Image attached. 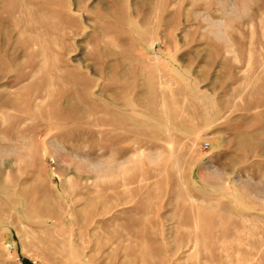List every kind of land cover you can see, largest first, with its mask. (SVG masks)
<instances>
[{
  "label": "rangeland",
  "instance_id": "374dc122",
  "mask_svg": "<svg viewBox=\"0 0 264 264\" xmlns=\"http://www.w3.org/2000/svg\"><path fill=\"white\" fill-rule=\"evenodd\" d=\"M25 261L264 264V0H0V264Z\"/></svg>",
  "mask_w": 264,
  "mask_h": 264
},
{
  "label": "crops",
  "instance_id": "0c3cea01",
  "mask_svg": "<svg viewBox=\"0 0 264 264\" xmlns=\"http://www.w3.org/2000/svg\"><path fill=\"white\" fill-rule=\"evenodd\" d=\"M15 30L19 31V27L16 26L14 27ZM226 136L224 134L221 135L220 134H217V135H214V136H210L209 137V141H206L205 143L207 144V146H212L213 149H217L220 148V147H224V145L226 144L227 140H226Z\"/></svg>",
  "mask_w": 264,
  "mask_h": 264
},
{
  "label": "built area",
  "instance_id": "2783aa9c",
  "mask_svg": "<svg viewBox=\"0 0 264 264\" xmlns=\"http://www.w3.org/2000/svg\"><path fill=\"white\" fill-rule=\"evenodd\" d=\"M3 246L6 248V249H11L12 248V245L10 243H3Z\"/></svg>",
  "mask_w": 264,
  "mask_h": 264
},
{
  "label": "trees",
  "instance_id": "16d2710c",
  "mask_svg": "<svg viewBox=\"0 0 264 264\" xmlns=\"http://www.w3.org/2000/svg\"><path fill=\"white\" fill-rule=\"evenodd\" d=\"M26 262H28V261H25V263H24V264H32V263H30V262H29V263H26Z\"/></svg>",
  "mask_w": 264,
  "mask_h": 264
},
{
  "label": "bare ground",
  "instance_id": "6f19581e",
  "mask_svg": "<svg viewBox=\"0 0 264 264\" xmlns=\"http://www.w3.org/2000/svg\"><path fill=\"white\" fill-rule=\"evenodd\" d=\"M111 154V153H110Z\"/></svg>",
  "mask_w": 264,
  "mask_h": 264
}]
</instances>
